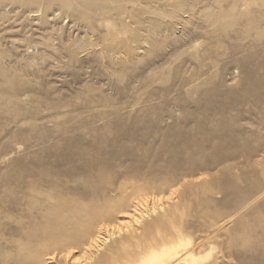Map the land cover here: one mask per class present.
Here are the masks:
<instances>
[{"label": "rangeland", "instance_id": "rangeland-1", "mask_svg": "<svg viewBox=\"0 0 264 264\" xmlns=\"http://www.w3.org/2000/svg\"><path fill=\"white\" fill-rule=\"evenodd\" d=\"M173 203L176 264H264V0H0V264H140Z\"/></svg>", "mask_w": 264, "mask_h": 264}, {"label": "bare ground", "instance_id": "bare-ground-1", "mask_svg": "<svg viewBox=\"0 0 264 264\" xmlns=\"http://www.w3.org/2000/svg\"><path fill=\"white\" fill-rule=\"evenodd\" d=\"M147 199L149 201V198H147V197L144 199V201ZM62 203L64 206H69L68 201L64 200V201H62ZM141 203H143V200L141 201ZM78 205H79V203L77 204V206ZM70 207H72V206H70ZM77 208H81V206H79ZM118 208H120V207H117V210H118ZM76 209H73V207H72V209L69 212L70 219L72 220L71 222H73L74 220L76 221L75 226L72 229L70 228V229H66L64 231L65 238L67 237L72 242H76V241L79 242L80 239L78 238V233L83 231L84 229L90 228L89 226H91L93 221H95L96 218L94 219V217L97 215L100 208H99V205H97V204H93L92 206L90 204V207H88V209L87 208L86 209H78V210H76ZM178 211H179V204L173 203L171 205V207H169L166 211H164V213L162 215L157 217L150 224V227L154 228V231L144 232L143 229L139 230V228L138 229H130L128 234L126 233L127 234L126 236L124 235L119 241L116 240L115 246H113V247L111 246V247L114 250L115 249H124V248H121L122 246L125 245L124 242L136 241L137 243H136L135 247L133 249H130V250L128 249L127 254L130 257L139 256L140 259L138 262L140 264H163L166 262V259H168V258L172 259L171 264H176L175 262L178 261L182 257V255L184 254V249H185L180 243L181 237L183 236V229H182V227L178 221V218H179L178 217ZM102 212H104V210ZM100 214H101V212H100ZM67 217H68V215H67ZM98 217H97V219H98ZM102 217L104 218L103 215H102ZM62 220H63V218H62ZM64 222L66 223L67 221H64ZM95 223H94V225H95ZM72 226H73V224H72ZM101 227L99 228V225H98L99 229H101ZM56 231L58 232V230H56ZM58 233H60V232H58ZM91 233L93 234V231ZM100 235L101 234L97 233L96 235L88 237L86 239V244H84V249H86L88 251V250H90V248L92 249L94 246H96V244H98L99 239L101 237ZM178 238H180V239L177 243L172 242L174 239H178ZM138 239L139 240L141 239V240L138 241ZM157 239H158V241L162 240V242L160 243V246L155 247V245H153V243ZM143 240H144V243L141 242ZM197 244H198V246H195V245L193 246V251H196L197 248H199L201 246V242H198ZM110 250H112V249H110ZM103 255H102V258H103ZM30 257H36V256H35V254L31 253ZM38 261H42V260L39 258ZM100 261H103V260H100ZM93 264H100V263H99V261H96V262H93Z\"/></svg>", "mask_w": 264, "mask_h": 264}]
</instances>
